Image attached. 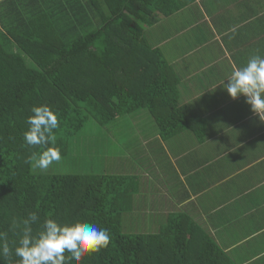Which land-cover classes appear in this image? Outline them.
<instances>
[{
	"label": "trees",
	"instance_id": "16d2710c",
	"mask_svg": "<svg viewBox=\"0 0 264 264\" xmlns=\"http://www.w3.org/2000/svg\"><path fill=\"white\" fill-rule=\"evenodd\" d=\"M11 2H0V233L7 232L13 255L5 258L0 242V264H19L14 250L22 232L12 225L33 212L39 217L34 236L49 218L62 226L95 223L109 233L106 249L70 264H231L207 234L195 233L192 220L181 226L183 214L172 212L162 223L157 210H140L138 148L131 159L108 164L106 173L34 171L27 163L46 150L24 140L33 107L47 105L58 116L55 144L46 147L59 149L61 165L82 160L71 154L72 140L86 129L109 132L122 149L110 124L127 117L129 125L144 110L164 140L190 126L177 77L144 29L156 23V11L170 15L186 1L36 0L20 9ZM194 129L203 139L201 122ZM101 161L82 160L92 167Z\"/></svg>",
	"mask_w": 264,
	"mask_h": 264
},
{
	"label": "crops",
	"instance_id": "0c3cea01",
	"mask_svg": "<svg viewBox=\"0 0 264 264\" xmlns=\"http://www.w3.org/2000/svg\"><path fill=\"white\" fill-rule=\"evenodd\" d=\"M185 1L170 15L156 11V23L144 28L177 77L191 124L164 140L150 118L153 133L126 152L131 159L139 149V208L157 210L162 223L172 212L183 214L181 226L192 220L195 233L207 234L231 264H264V121L246 97L233 100L219 85L253 55L264 58V0ZM199 122L203 139L194 132Z\"/></svg>",
	"mask_w": 264,
	"mask_h": 264
},
{
	"label": "clouds",
	"instance_id": "9594fccd",
	"mask_svg": "<svg viewBox=\"0 0 264 264\" xmlns=\"http://www.w3.org/2000/svg\"><path fill=\"white\" fill-rule=\"evenodd\" d=\"M232 38V37H230ZM219 84L223 85L233 100L241 95L251 111L264 121V58L253 55L247 65L235 69L231 76ZM33 115L27 123L29 130L24 133L26 145L45 147L42 153H33L27 163L33 170L47 171L53 163L61 162V153L55 147L54 130L59 127L58 116L47 105L33 107ZM39 221L33 212L22 223L13 222V230H20L22 236L15 247V256L19 264H70L71 260L80 261L86 253H98L106 249L111 242L106 230H101L95 223L77 222L71 225H60L55 220L46 219L37 235H33L32 224ZM3 256L11 260L13 247L9 243L7 232L0 233ZM15 243V242H13ZM66 253L70 254L66 257Z\"/></svg>",
	"mask_w": 264,
	"mask_h": 264
},
{
	"label": "rangeland",
	"instance_id": "374dc122",
	"mask_svg": "<svg viewBox=\"0 0 264 264\" xmlns=\"http://www.w3.org/2000/svg\"><path fill=\"white\" fill-rule=\"evenodd\" d=\"M143 112H145V117L143 118V120L139 118L129 119L130 123L133 122L132 125H130L129 123L130 126L126 125L127 117L118 120V123L116 124H113L114 122L110 124V128H113V131H120V135L117 132L116 135L120 138V142L123 144L122 149L120 147L116 149L113 145V141L109 140V132H103L100 128H93L90 131L86 129L84 132L80 133L79 138L73 137L74 139L72 140L71 154L79 155V157H82V160L87 162H90V160H102L100 163L92 167L91 163L84 164L81 159L70 157L68 161L64 162V165H61V162L53 163L48 170L60 171L61 173H75L79 172L82 169H85L87 171H97L105 173L108 170L110 171L109 168H106L108 164L120 162L124 158V156H126V152L128 153L129 149H132L134 146L139 147L142 145V139L145 138L146 134L153 133L152 124L149 117L150 115L146 110H144ZM135 128L137 129L136 131L133 130ZM82 134H84V136ZM131 154L133 153L131 152ZM111 155L121 156L119 157ZM111 159H114V162H111ZM132 163L133 162H131V164ZM135 165H137V162L134 163L132 168H134ZM157 205L159 208L162 206L161 204Z\"/></svg>",
	"mask_w": 264,
	"mask_h": 264
}]
</instances>
